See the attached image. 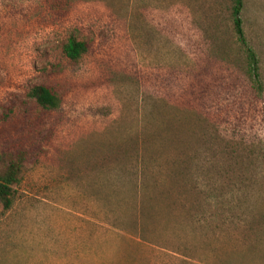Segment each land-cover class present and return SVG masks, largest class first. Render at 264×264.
<instances>
[{
  "label": "rangeland",
  "instance_id": "374dc122",
  "mask_svg": "<svg viewBox=\"0 0 264 264\" xmlns=\"http://www.w3.org/2000/svg\"><path fill=\"white\" fill-rule=\"evenodd\" d=\"M232 6L0 0V264H264V0L241 10L260 93Z\"/></svg>",
  "mask_w": 264,
  "mask_h": 264
},
{
  "label": "trees",
  "instance_id": "16d2710c",
  "mask_svg": "<svg viewBox=\"0 0 264 264\" xmlns=\"http://www.w3.org/2000/svg\"><path fill=\"white\" fill-rule=\"evenodd\" d=\"M241 10L242 0H233L232 20L235 35L238 42L241 43L246 49L249 69L255 82L254 88L260 93L262 90V85L260 83L261 80L257 71L258 60L255 51L251 48V46H249L245 38ZM87 49V42L75 36H69L62 46V52L64 56L73 61L78 60L87 51ZM29 95L34 98L37 105L46 109H54L58 107L60 103V98L57 92L44 84H36L31 86L29 89ZM20 170L21 165L15 163L14 160L7 164L4 169L0 170V204L4 209H8L12 204L13 190L11 185L18 181L17 173H19Z\"/></svg>",
  "mask_w": 264,
  "mask_h": 264
}]
</instances>
